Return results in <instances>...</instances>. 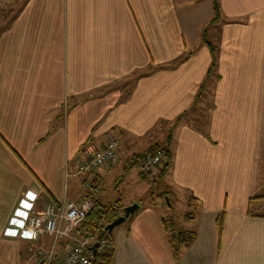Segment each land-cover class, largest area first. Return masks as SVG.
I'll return each mask as SVG.
<instances>
[{
	"label": "crops",
	"instance_id": "1",
	"mask_svg": "<svg viewBox=\"0 0 264 264\" xmlns=\"http://www.w3.org/2000/svg\"><path fill=\"white\" fill-rule=\"evenodd\" d=\"M219 2L0 0V264H40L14 216L87 197L75 166L112 132L100 188L120 147L172 137L165 200L116 229L112 264H264V0ZM164 214L197 233L178 255Z\"/></svg>",
	"mask_w": 264,
	"mask_h": 264
},
{
	"label": "built area",
	"instance_id": "2",
	"mask_svg": "<svg viewBox=\"0 0 264 264\" xmlns=\"http://www.w3.org/2000/svg\"><path fill=\"white\" fill-rule=\"evenodd\" d=\"M118 135L111 133L102 150L95 152L75 168L77 173L87 174L84 187L101 192L100 187L93 185L95 177H99L103 169L112 166L117 161ZM166 161L165 151L158 149L143 154L139 162L141 173L155 176L159 174ZM93 201L90 197L79 200H69L63 203L47 202L40 208L28 213L18 212L13 219V225L31 241L32 257L40 264H95L97 255L111 247L110 241L100 235L103 222H97L93 231L78 229L85 221ZM39 236H50L52 244L45 247L37 240ZM65 242L59 248V243Z\"/></svg>",
	"mask_w": 264,
	"mask_h": 264
},
{
	"label": "trees",
	"instance_id": "3",
	"mask_svg": "<svg viewBox=\"0 0 264 264\" xmlns=\"http://www.w3.org/2000/svg\"><path fill=\"white\" fill-rule=\"evenodd\" d=\"M213 2H214L215 16L212 19V21H215L217 18H219L220 13H221L220 12V2H219V0H213ZM202 41L207 42L205 31L203 34ZM211 48H212V51H214L213 46ZM215 64L216 63L214 61L212 64L210 73H212V71L215 67ZM171 138H172L171 134L169 133L167 136V140H166L165 144L156 143L155 146H153L149 149V151H154V150H158V149H163L165 151L166 161L164 163V166L161 168L159 174H157V176L160 179L163 178V176L166 172L167 166L169 164L168 163L169 159L171 157V151H170V147H169L170 142H171ZM105 145H106V143H105ZM105 145H104V147H105ZM103 148H101L100 150H102ZM117 153H118V150H117ZM143 154L144 153H138V154H135L134 156H132V158L130 160V164H132V165L138 164L140 162V159L143 156ZM85 159H83V160H85ZM83 160H81V161H83ZM130 164H129V166L132 167V165H130ZM80 174H83V173H80ZM141 175L144 177H147L146 174L141 173ZM155 179L156 178H154V180ZM93 181H94L93 182L94 186H96V187L100 186L99 185V181H100L99 177H95ZM84 183H85V181H84ZM87 191H88L87 197H90L93 201V208L91 209L87 218L85 219V221L81 224V226L78 229H80V230L86 229L89 231H93L97 228V222H100V221L103 222V225L99 230L100 235L102 237L107 238L110 241V243L112 244V246L107 248L104 252L99 253L97 255V259H96L95 264H112L113 257H114L113 230L108 231V230H105V228L109 223H111L116 218H118L119 216L124 214V206L122 205V200L120 198H118L114 204L105 205V204L101 203L99 198L94 196V195H96V193L94 191L88 190V189H87ZM164 193L165 192H163L162 195ZM255 199H264V195L259 196L257 198L250 199V205H251V202H253V200H255ZM166 204H167V202H166ZM249 211L251 213V210H249ZM162 221H163V223L166 227V230L169 234V239H170V243L172 245V248L174 250V254L178 255L180 253L181 246L189 247L191 245V243L195 240L196 235H197L196 231L185 230L183 228H179L180 230L177 231L176 230L177 225H176V223L174 224V218L172 216L164 214L162 216ZM217 222L220 226L222 225V223H223V216L222 215L218 216Z\"/></svg>",
	"mask_w": 264,
	"mask_h": 264
},
{
	"label": "rangeland",
	"instance_id": "4",
	"mask_svg": "<svg viewBox=\"0 0 264 264\" xmlns=\"http://www.w3.org/2000/svg\"><path fill=\"white\" fill-rule=\"evenodd\" d=\"M165 133L161 136L159 140H161L160 144H165L167 138L164 136ZM105 137V136H103ZM102 137V138H103ZM165 137V138H164ZM106 138V137H105ZM158 139V138H157ZM143 141H139L136 145V149H144L143 147H146L142 152L149 151V149L153 146H155L156 143L149 142V144L146 142L143 144ZM119 147V146H118ZM119 150V148L117 149ZM122 158H120L119 164L117 165V168L115 170L119 172L120 176L115 175L112 178H108L101 186V194H100V201L102 204H114L115 201L120 198L122 200V205L125 207L133 204V203H140L141 206L147 204L150 202V198L152 195H154V199H159V202L161 203L165 199L162 197V191L165 187V183L160 180V178L157 176V178L154 180L151 178L150 175H147V177H144L141 175L139 170V165L136 164L134 167H130V159L128 160L127 156H125V149L120 147ZM128 155V154H127ZM122 176L124 177V180H122ZM99 194V193H98ZM164 199V200H163ZM167 205V204H166ZM256 205L253 206V208ZM140 209V207H139ZM139 209L137 211H139ZM168 212V211H166ZM130 218L120 225L116 226L113 233L116 231V229L119 226H123L130 222ZM175 218V217H174ZM196 220L192 223V226L194 227L196 225ZM176 221V222H175ZM174 224L176 223L177 227L176 230L179 231V228H182L183 220L181 217L177 216L175 218ZM173 225V224H172Z\"/></svg>",
	"mask_w": 264,
	"mask_h": 264
},
{
	"label": "water",
	"instance_id": "5",
	"mask_svg": "<svg viewBox=\"0 0 264 264\" xmlns=\"http://www.w3.org/2000/svg\"><path fill=\"white\" fill-rule=\"evenodd\" d=\"M140 204L139 203H133L127 207L124 208V214L116 218L114 221L109 223L105 230L112 231L116 226L120 225L124 221L127 220V218L134 215V213L139 209Z\"/></svg>",
	"mask_w": 264,
	"mask_h": 264
}]
</instances>
